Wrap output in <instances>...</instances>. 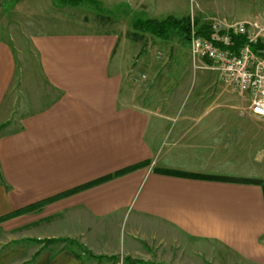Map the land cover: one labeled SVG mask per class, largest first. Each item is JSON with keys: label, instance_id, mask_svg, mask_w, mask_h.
I'll return each mask as SVG.
<instances>
[{"label": "crops", "instance_id": "1", "mask_svg": "<svg viewBox=\"0 0 264 264\" xmlns=\"http://www.w3.org/2000/svg\"><path fill=\"white\" fill-rule=\"evenodd\" d=\"M20 1L19 18L37 15L47 24L41 30L29 23L25 38L36 69L29 77L20 75L13 48L0 33V217L111 178L55 199L37 212L1 221L0 264L95 261L84 258L86 254L78 250L82 248L92 256L148 264L143 246L188 242L214 245L225 264H264L261 184L201 179H257L256 169L238 176L216 167L222 152L228 156L242 134L248 128L252 132L253 116L240 109L243 99L218 84L215 75L204 93L222 98L221 106L191 105L204 101L197 93L186 97L182 110L171 108L169 98L177 80L163 77V87L170 81L165 89L169 92L153 93L161 72L146 84L139 73L150 63L109 26L79 19L78 6L54 8L50 0H11L9 6ZM97 1L105 11L124 6L123 12L143 19L193 16L202 24L229 20L227 8L217 9L213 0ZM215 1L220 8L222 2H255ZM118 48L128 56L112 65ZM201 62V71H213L209 62ZM233 151L231 155H236ZM126 215L132 218L122 252H93L101 244L114 249L109 239L100 237L113 220L122 221ZM49 239L76 243L53 252L43 249L32 259L25 254L27 248L14 246Z\"/></svg>", "mask_w": 264, "mask_h": 264}, {"label": "rangeland", "instance_id": "2", "mask_svg": "<svg viewBox=\"0 0 264 264\" xmlns=\"http://www.w3.org/2000/svg\"><path fill=\"white\" fill-rule=\"evenodd\" d=\"M10 2L11 0H3L2 7L4 10L0 9V33L9 41L13 48L16 63L22 67L20 75L29 77L36 73V69L35 59L28 48L25 35L28 34L31 29L29 23L30 26L33 23L35 24V28L43 30V26L47 24V20L37 15H35V19H21L19 18L21 1L9 6ZM212 2L214 6H217V9L227 8L225 15L229 20L225 22L208 20L205 21L206 23L204 24H210L212 22L230 24L241 21L240 19L242 18H246L247 21L261 25L264 23V0H255L251 5L248 3L246 5V3L235 4L222 2L224 4L223 8L218 7L220 3H215V0ZM6 8H10V10H6ZM123 8L124 6H117L114 9L110 8L106 13H97L92 6L81 4L78 6L76 15L79 19H93L97 24L109 26L117 33L119 38L126 40L127 46L135 45V48H137V55H141L142 60L146 59L147 63H150L149 66H146L143 71L139 73L141 77H145L144 80H146V84L150 82L154 75L161 72L157 84L155 83L152 87L153 93L158 92V94H160V92H169L166 90L170 86V81L163 87V77L171 76V79H176L178 85L173 88V92L169 98V105H171V108L182 110L184 107H187L186 97L189 99L193 98L194 94L197 93L200 94L199 100L204 101H201V104L195 102L194 104L191 103V105H201L212 108L221 106L222 98L217 99L215 97H209L208 91L204 93L210 86L209 84L214 80V72L209 70L201 71L199 65H202L203 62L197 60H195V62L192 61L187 52V44L182 42L174 33L170 34L167 39L161 40L147 33L132 30L130 26L131 17H136L137 15L132 13L127 14V12H123ZM189 18L196 19L193 16H189ZM123 56L118 48L111 64L116 65L118 60L123 63L125 57L127 58L128 56L127 52H125ZM161 62L163 64H161ZM193 66L195 68H193ZM162 72L164 74H162ZM130 75L131 73L128 74V76ZM185 93L186 96L184 97L183 95ZM240 106V109L243 110L242 113L247 115V102L241 101ZM250 118L253 121L252 132H249L247 126L248 131L242 134L241 139L237 143L238 146H231L230 148L232 151H226L229 154L228 156H226L224 152L221 153V164L218 163L219 159L216 157V167L219 169L220 166L221 169H225L233 175L237 174L238 176L243 174L242 171L244 173H251L252 169H256L257 172L254 174L257 176V179L249 180L261 184L264 199V121L254 117ZM234 149H236V155H231V153H235L233 151ZM231 180L244 181L243 178H231ZM131 218L132 216L128 217V215H126L122 221L113 220V225L101 235L100 240L106 241L109 239L110 244L115 246L114 249L113 247L105 248V245L103 246L101 244L97 249H92V251L95 253L98 252L101 255L113 253L112 251L122 252L121 245H124L127 240V226ZM69 242V244H63L45 243V240H29L28 242L17 243L14 246H16V248L19 246L24 249L27 248L29 254H25H27V256L29 255V259H32L43 249L53 252L61 248L66 249L76 243ZM78 250L86 254L83 248ZM143 250L146 253L145 258H147L148 264H225L219 259V252L212 244H207L202 247L196 242H188L184 244H174L165 248L152 244L143 246ZM219 256L221 257V255ZM83 257L90 260L86 255ZM101 257L103 259L91 261V264H124L123 257H119L116 262L104 260L105 256ZM231 264H235V262L232 261Z\"/></svg>", "mask_w": 264, "mask_h": 264}, {"label": "built area", "instance_id": "3", "mask_svg": "<svg viewBox=\"0 0 264 264\" xmlns=\"http://www.w3.org/2000/svg\"><path fill=\"white\" fill-rule=\"evenodd\" d=\"M207 26V38L192 27L186 43L188 55L193 62H209L218 84L246 101L249 114L264 121V23L212 22ZM235 37L244 43L235 46Z\"/></svg>", "mask_w": 264, "mask_h": 264}, {"label": "trees", "instance_id": "4", "mask_svg": "<svg viewBox=\"0 0 264 264\" xmlns=\"http://www.w3.org/2000/svg\"><path fill=\"white\" fill-rule=\"evenodd\" d=\"M50 2L54 8H63L66 6L77 7L81 4H88V5L92 6L93 9L95 10V12H97V13H106L107 12L102 8L101 3L97 0H50ZM130 26H131L132 30H134V31L147 33V34L151 35L152 37L157 38V39H161V40L167 39V37L170 34L174 33L184 43H187V41L190 37V34H191L192 27H196V30H194V33H196L197 35L204 37V38H207V35H208L207 24H201V23H199V21L197 19H190L188 16L181 17V18H174L172 16H168V17H165V18L160 19V20L143 19V18L136 16V17H131ZM233 42H234L235 46H239V45H242L244 43V39L241 37H235L233 39ZM136 167H138V166L136 165V166L126 168L120 172H117L116 174H114V176L127 173V172L135 169ZM160 172L164 173V174L175 175V176H180V177H192L191 175H188L185 173L170 172V171H160ZM110 178H111V176H107L101 180H97V181H94L92 183L86 184L84 186L74 188L72 190L61 193V194L54 196L52 198L45 199V200L27 205L23 208H20L18 210H15V211L7 214L5 216L0 217V222L4 221L6 219H9V218L18 216V215L25 214V213L37 212L45 204H47V203H49L55 199L76 193L80 190H83L85 188L93 186V185H95L101 181L108 180ZM201 179L218 180V181H224V182H244V183H247V182L250 183L251 182V183H256V182L251 181V180H244L243 181V180H231V179H226V178L201 177ZM69 241L70 240H65V239H49V240H45V243H70ZM86 256H88L91 259L97 260V261L99 259H103L101 256H92L88 252H86ZM104 259L107 261H110V262H116L117 261L116 256L104 257ZM123 260L127 264H134V263L141 264L140 261H133V260H130L129 258H124Z\"/></svg>", "mask_w": 264, "mask_h": 264}]
</instances>
